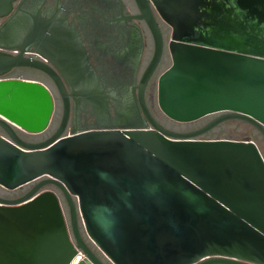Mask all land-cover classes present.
<instances>
[{"label": "water", "instance_id": "95a60500", "mask_svg": "<svg viewBox=\"0 0 264 264\" xmlns=\"http://www.w3.org/2000/svg\"><path fill=\"white\" fill-rule=\"evenodd\" d=\"M16 0H0V18ZM154 37L153 57L138 85L148 122L138 127L65 134L71 97L49 64L0 53V264H73L82 250L105 264H264V157L252 141L202 140L240 120L264 137V0H136ZM154 4L172 28V65L159 78L158 104L179 123L220 117L192 133L163 128L145 102L165 50ZM16 68L48 75L64 113L43 83L5 78ZM55 187L61 195L48 188ZM76 264H86L77 262Z\"/></svg>", "mask_w": 264, "mask_h": 264}, {"label": "flooded vegetation", "instance_id": "af4514ba", "mask_svg": "<svg viewBox=\"0 0 264 264\" xmlns=\"http://www.w3.org/2000/svg\"><path fill=\"white\" fill-rule=\"evenodd\" d=\"M150 8L165 43L161 65L169 50L165 37L172 35V28L154 4ZM141 15L136 0H16L11 12L0 18V53L17 56L26 49L28 58L41 60L56 70L69 94L78 93L70 98L71 116L65 134L138 127L148 122L137 87L147 69L143 71L152 45L155 50L148 23L136 18ZM20 69L40 73L56 87L61 99V118L55 113L47 132L20 133L29 144L44 143L60 128L63 97L54 81L43 72L16 68L9 73ZM155 73L145 90V102L151 114L148 95ZM56 124L58 127L52 132Z\"/></svg>", "mask_w": 264, "mask_h": 264}, {"label": "rangeland", "instance_id": "374dc122", "mask_svg": "<svg viewBox=\"0 0 264 264\" xmlns=\"http://www.w3.org/2000/svg\"><path fill=\"white\" fill-rule=\"evenodd\" d=\"M170 40H171V33L165 37V41L167 45L169 44ZM153 53H154V49L152 45V50L149 52V56L145 62L143 71L147 68L148 64L150 63L153 57ZM165 54H166V58L164 59L163 63L160 65V67L155 73L153 85L151 86V89L148 95L149 96L148 97L149 106H150V110L152 112V116L154 117V119L163 128L167 129L168 131H171L174 133L185 134V133H189L194 130L201 129L205 127L206 125H208L209 123H211L212 121H214L215 119H217L218 117H220L221 114H217V115L205 117L201 120H198L192 123H179V122L170 120L168 117H166L163 114L158 104V81L161 75L167 69H169L170 66L172 65V60H171V56H170L168 49L166 50ZM5 78H13V79L25 78V79L36 80V81L43 83L45 86L49 88V90L51 91L55 99L56 107H57L56 117L60 115L59 117L61 118V99L59 97L57 89L48 79H46L40 73L32 71L30 69H20V70H17L16 72L7 74ZM60 120L61 119H59V123H60ZM58 124H56V126L53 128L52 132L56 130V128L58 127ZM1 133L2 131H0V134ZM66 135H69V132L66 133ZM200 139L202 140L252 141L258 146L259 150L261 151V154L264 157V137L263 135L254 126L250 125L249 123L240 121V120H229L224 123H221L212 132L204 135ZM30 187L31 185L26 186L24 190L19 189L15 191H10L0 186V198L12 199L16 196L21 195V193L27 191ZM48 188L56 191L55 187H48ZM81 230H82V233L84 235V238L87 244L90 247L94 248L95 251L99 254V252L96 249V246L94 247L92 242H90V239H88V237L86 236L84 226L82 225V223H81Z\"/></svg>", "mask_w": 264, "mask_h": 264}, {"label": "built area", "instance_id": "2783aa9c", "mask_svg": "<svg viewBox=\"0 0 264 264\" xmlns=\"http://www.w3.org/2000/svg\"><path fill=\"white\" fill-rule=\"evenodd\" d=\"M20 131H21L22 134H29L27 132H24L23 130H20ZM90 242H92V241L90 240ZM92 244L94 245V247L96 246L93 242H92ZM96 249L99 252V254H101L102 260L104 261L105 264H112L110 262V260L102 253V251L97 246H96ZM75 259L79 260L78 262H83V263H86V264H92L89 261L88 257L86 256V254L82 250H78V254H77Z\"/></svg>", "mask_w": 264, "mask_h": 264}, {"label": "bare ground", "instance_id": "6f19581e", "mask_svg": "<svg viewBox=\"0 0 264 264\" xmlns=\"http://www.w3.org/2000/svg\"><path fill=\"white\" fill-rule=\"evenodd\" d=\"M79 260H76L73 264H76Z\"/></svg>", "mask_w": 264, "mask_h": 264}, {"label": "crops", "instance_id": "0c3cea01", "mask_svg": "<svg viewBox=\"0 0 264 264\" xmlns=\"http://www.w3.org/2000/svg\"><path fill=\"white\" fill-rule=\"evenodd\" d=\"M1 134H3V133H1Z\"/></svg>", "mask_w": 264, "mask_h": 264}]
</instances>
